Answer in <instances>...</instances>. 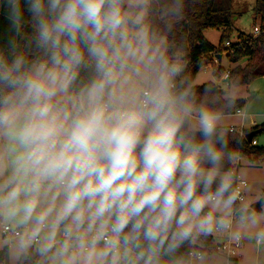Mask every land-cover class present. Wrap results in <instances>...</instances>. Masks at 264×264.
<instances>
[{"label":"clouds","instance_id":"obj_1","mask_svg":"<svg viewBox=\"0 0 264 264\" xmlns=\"http://www.w3.org/2000/svg\"><path fill=\"white\" fill-rule=\"evenodd\" d=\"M191 0H0L2 264H212L254 241L239 98L169 39Z\"/></svg>","mask_w":264,"mask_h":264},{"label":"trees","instance_id":"obj_2","mask_svg":"<svg viewBox=\"0 0 264 264\" xmlns=\"http://www.w3.org/2000/svg\"><path fill=\"white\" fill-rule=\"evenodd\" d=\"M254 9L256 16L260 19V28L263 31L256 37L239 34L238 41L228 49V58L236 64L228 72V87L245 86L255 78L264 75V0H255ZM233 15L231 0H191V3L187 6L185 20L175 25L174 35H170L169 39H175L189 46L193 65L188 75L192 82L199 68L206 63L212 64L214 75L219 76L225 72L224 68L218 63H212L207 54L209 52H219V49L224 46L223 44L229 41L233 29ZM6 28L7 21L3 13H0V37L3 36ZM207 29H221L218 47L213 46L205 38L204 31ZM245 40H248V42L246 43ZM238 42H242V44ZM242 60L245 61L244 65L240 64ZM201 85L194 86L199 90ZM239 101L238 109H241L246 99L239 98ZM251 130H259L253 138L260 133H264V123L253 126ZM252 139L247 141L245 145V157L253 163H259L264 160V145H252ZM212 245L213 238H209L205 242V248L210 251ZM0 264H2V257H0Z\"/></svg>","mask_w":264,"mask_h":264},{"label":"rangeland","instance_id":"obj_3","mask_svg":"<svg viewBox=\"0 0 264 264\" xmlns=\"http://www.w3.org/2000/svg\"><path fill=\"white\" fill-rule=\"evenodd\" d=\"M255 0H231V9L233 12V29L232 34L229 38L228 45H232L238 41V35L244 34L246 36L253 35L254 26H260V19L255 14ZM221 35V29H207L204 32L205 38L215 47L219 46V39ZM225 45V44H223ZM219 49V48H218ZM221 48L219 49V53H221ZM241 65L245 64V61L242 60L240 62ZM224 68V71H228L232 67H234V63H232L226 55H222L221 63L219 64ZM224 74V73H223ZM219 76L213 74L212 65L210 66H201L197 71L193 84L201 85L207 82H218L220 87L223 88L227 86L226 81L221 79ZM235 91L238 98L242 97L246 93V86H238V87H229ZM242 111H245L244 108H241ZM229 123H234L238 128L249 129L248 122L243 120V125L241 119L233 115L230 117ZM259 143H263L261 140L264 139V133H260L254 137ZM264 145V144H261ZM258 146V145H255ZM240 167L247 171V183L250 187V191L244 193V197L248 201L254 200V198L258 194H264V160L259 163H253L249 158L244 157V161L241 162ZM227 236H220L213 238L212 249L209 251L214 256V260L212 264H226L227 259L225 255L221 252H218L215 246L226 239ZM254 241L243 240L241 246L237 250V258L236 260H229L228 264H264V256H258V254L253 250L252 245Z\"/></svg>","mask_w":264,"mask_h":264},{"label":"crops","instance_id":"obj_4","mask_svg":"<svg viewBox=\"0 0 264 264\" xmlns=\"http://www.w3.org/2000/svg\"><path fill=\"white\" fill-rule=\"evenodd\" d=\"M226 57L228 58L227 55ZM221 58L222 56L220 55V61L218 62V64L221 63ZM228 60L230 59L228 58ZM245 86L246 93L240 98L246 99V102L242 108H244L245 112L247 113V119L245 121L248 122L249 126H251L249 129L246 130L250 131L253 126L264 123V75L255 78L248 85ZM250 122H253V125H251ZM261 141L263 143H259L256 139L253 138L251 144L254 146H263L261 144H264V139Z\"/></svg>","mask_w":264,"mask_h":264},{"label":"built area","instance_id":"obj_5","mask_svg":"<svg viewBox=\"0 0 264 264\" xmlns=\"http://www.w3.org/2000/svg\"><path fill=\"white\" fill-rule=\"evenodd\" d=\"M263 30L260 28V26H254L253 28V37H256L257 35H259ZM245 42L247 43L248 40H245ZM239 44H242V42H238ZM231 45H228V41L225 43L224 46H222L221 48V56L224 54V55H227L228 53V49L230 48ZM219 54V52L215 51V52H209L207 54L208 58L212 61V63H218V60H217V55ZM211 63H206V64H203L202 66L206 67V66H210ZM212 65V64H211ZM228 72L229 71H226L222 76H221V79L223 81H226L227 83V86H228V83H229V75H228ZM217 85H219V83L217 82L216 83ZM220 86V85H219ZM238 111H242V109H238ZM233 115H236V114H233ZM237 116V115H236ZM242 122V125L244 124L243 123V120H241ZM251 125H253V122H250ZM241 129H244L245 130V134L247 133L248 130H246L245 128H243V126L241 127ZM249 132V131H248ZM244 195V193H243ZM243 240H241L239 242V244H237L236 242L232 241L231 239H229L228 237H226L225 240H223L222 242L218 243L215 248L218 252H221L225 255L226 259H227V263L228 264V261L229 260H236L237 258V250L238 248L241 246V243H242Z\"/></svg>","mask_w":264,"mask_h":264},{"label":"water","instance_id":"obj_6","mask_svg":"<svg viewBox=\"0 0 264 264\" xmlns=\"http://www.w3.org/2000/svg\"><path fill=\"white\" fill-rule=\"evenodd\" d=\"M217 60L218 62L220 61V54L217 55ZM259 130H250L249 132L246 133V139L247 141H250L253 136L258 132ZM264 192V190H263Z\"/></svg>","mask_w":264,"mask_h":264}]
</instances>
